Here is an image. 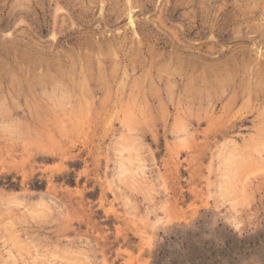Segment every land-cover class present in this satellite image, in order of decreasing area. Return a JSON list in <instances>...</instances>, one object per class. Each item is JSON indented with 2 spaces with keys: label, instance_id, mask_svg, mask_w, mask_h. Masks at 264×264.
I'll use <instances>...</instances> for the list:
<instances>
[{
  "label": "rangeland",
  "instance_id": "obj_1",
  "mask_svg": "<svg viewBox=\"0 0 264 264\" xmlns=\"http://www.w3.org/2000/svg\"><path fill=\"white\" fill-rule=\"evenodd\" d=\"M0 264H264V0H0Z\"/></svg>",
  "mask_w": 264,
  "mask_h": 264
}]
</instances>
